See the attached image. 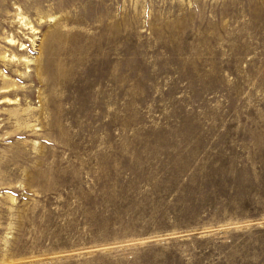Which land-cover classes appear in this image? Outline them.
I'll use <instances>...</instances> for the list:
<instances>
[{
	"label": "rangeland",
	"instance_id": "rangeland-1",
	"mask_svg": "<svg viewBox=\"0 0 264 264\" xmlns=\"http://www.w3.org/2000/svg\"><path fill=\"white\" fill-rule=\"evenodd\" d=\"M0 264H264V0H0Z\"/></svg>",
	"mask_w": 264,
	"mask_h": 264
}]
</instances>
